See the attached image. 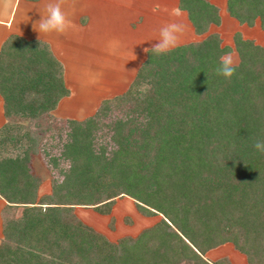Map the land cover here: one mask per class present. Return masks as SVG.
<instances>
[{
  "label": "trees",
  "instance_id": "trees-1",
  "mask_svg": "<svg viewBox=\"0 0 264 264\" xmlns=\"http://www.w3.org/2000/svg\"><path fill=\"white\" fill-rule=\"evenodd\" d=\"M177 8L195 34L220 20L209 0H177ZM224 10L238 24L264 26V0H225ZM232 42L230 79L215 73L229 48L209 33L165 55L146 52L122 93L76 120L49 113L69 91L48 44L8 35L0 264H228L202 256L227 242L246 264H264V155L253 148L264 140V42L238 32ZM34 156L48 194H37ZM120 195L159 220L110 242L74 213L79 205L107 212Z\"/></svg>",
  "mask_w": 264,
  "mask_h": 264
},
{
  "label": "rangeland",
  "instance_id": "rangeland-1",
  "mask_svg": "<svg viewBox=\"0 0 264 264\" xmlns=\"http://www.w3.org/2000/svg\"><path fill=\"white\" fill-rule=\"evenodd\" d=\"M132 1L143 3L141 0ZM169 1L170 6L164 5L163 0H147L145 5L142 4L141 8L146 5L153 8L152 11L149 7L147 8L148 12L151 11L150 15H147L148 22L139 27L136 33H130L126 26L116 22L105 21L101 23L100 28H95L92 34L97 37L94 41L98 42V45L84 44L83 46L81 44L63 46L53 38L50 34L52 32L39 33L33 25L38 26V20L44 14V6L42 10H39L37 5L21 4L18 11H15L11 17L10 31L21 37L39 35L47 42L51 41L49 46L63 66V81L69 93L59 99L55 107L49 111L50 115L59 118L83 119L96 110L101 100L122 93L145 58V49L151 48L156 42L160 27L169 22L182 23L183 19L179 17L182 15L171 7H174L175 0ZM209 1L214 5L217 3L221 5L220 0ZM217 9L220 18L217 25L210 24L205 32L194 34L190 38L184 35L185 38L179 40V43L199 41L209 33H216L219 36L220 45L229 48L226 53H231L236 62L237 55L232 42L234 32H238L242 38L250 39L254 43L264 42V26L261 27L258 21L251 26L238 24L234 20L229 21L226 12L219 7ZM102 14L104 15V11ZM77 17L80 24L86 20L85 14L80 13ZM130 26L136 28L133 22H130ZM101 36H103L101 41H98ZM31 126L28 125V130L37 131V128ZM32 167L41 178L37 194H48L50 192L49 178L38 156L32 158ZM17 210L15 214H18ZM74 213L83 223L102 234L110 242H116L122 237H134L160 218L157 213L140 212L133 200L125 195L116 196L107 212H100L92 205H79L74 207ZM202 256L210 262L223 257L228 264H246L244 256L228 242L214 247L213 251L205 252Z\"/></svg>",
  "mask_w": 264,
  "mask_h": 264
},
{
  "label": "crops",
  "instance_id": "crops-1",
  "mask_svg": "<svg viewBox=\"0 0 264 264\" xmlns=\"http://www.w3.org/2000/svg\"><path fill=\"white\" fill-rule=\"evenodd\" d=\"M163 1H164V5L170 6L169 0H163ZM43 2L46 4V2L47 3L55 2V0H36V1L35 0L34 1L0 0V44L8 35L14 34L10 31L11 29L10 26H11V21H12L11 17H13V14L15 13V11H18L21 4H24V6L25 5H37V7H39V10H42V6L45 5L43 4ZM141 2L143 3H140V2L137 3L135 1L133 2L132 0H61L63 10L68 14L69 18L73 21L76 27L68 30L65 33L52 32L50 34L53 36L54 39L58 40L59 43H61V45L63 46H72V45H78V44H81V46H83L84 44L85 45H92V44L98 45V42L94 41V40H97V37H95L92 34H93L94 29L98 27L100 28L101 23L102 22L104 23L105 21L116 22L120 25L126 26L127 30L130 31V33H136L139 27L143 26L145 23L148 22L147 15L148 14L150 15V12L152 11V8H153L147 5L144 8L143 7L141 8L140 6H142V4L145 5L147 0H141ZM220 2H221V5H219L218 3H217L218 6L216 4L215 5L217 6V8L219 7L220 10L225 12L224 10L225 0H220ZM174 3H175L174 7L173 6L171 7L174 8L177 11V13L179 12V15H182V16H179L181 17L180 19H183L181 24L185 25V32L181 34L180 40L183 39L184 35L185 37L187 36L188 38L194 36L195 33L193 31L191 24L186 18L185 12L177 8V0H175ZM148 7L151 10V11L149 10V12L147 11ZM103 11H104L105 16L102 14ZM80 13L85 14L86 16V20H84L82 24H80L78 17H77L78 14ZM220 17H221V14H220ZM226 17L228 18L229 21L234 20L233 18L229 17L227 14H226ZM130 22H133L135 24L136 26V28L134 27L135 29L130 26ZM235 23L237 22L235 21ZM102 37L103 36H101L100 39L98 38V41L99 40L101 41ZM23 38L38 39V40L46 42L48 46L51 45V41L47 42L46 40L43 39V37L39 35H34L32 37L28 36V38L27 37H23ZM179 44H182V43H179ZM50 50L53 53V55L59 60V58L56 56L52 48H50ZM85 52H88V51L85 50ZM97 55L99 54L97 53ZM4 121H5V117L3 114L2 99L0 97V126L4 123ZM31 168L33 172L36 174V172L34 171L32 167V160H31ZM5 204H8V203L0 196V238H1V222H2V216L4 213ZM211 251H213V248L206 251V253L211 252Z\"/></svg>",
  "mask_w": 264,
  "mask_h": 264
},
{
  "label": "clouds",
  "instance_id": "clouds-1",
  "mask_svg": "<svg viewBox=\"0 0 264 264\" xmlns=\"http://www.w3.org/2000/svg\"><path fill=\"white\" fill-rule=\"evenodd\" d=\"M34 29L39 33H65L75 28V24L69 18L68 14L63 10L61 0L48 2L44 5V14L38 20V26ZM185 31V25L177 22H169L160 27L158 37L151 48H146V52L155 55H165L176 48L179 44L180 36ZM236 62L231 53H225L219 58L218 66L215 68L217 75L230 79L236 72ZM142 92L146 90V86L141 87ZM253 148L260 154L264 155V140H256Z\"/></svg>",
  "mask_w": 264,
  "mask_h": 264
}]
</instances>
